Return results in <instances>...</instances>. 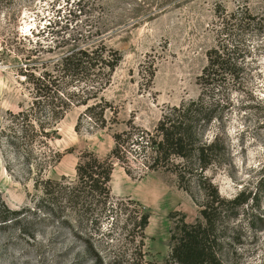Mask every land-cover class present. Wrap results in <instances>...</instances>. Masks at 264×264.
Masks as SVG:
<instances>
[{
	"label": "rangeland",
	"instance_id": "374dc122",
	"mask_svg": "<svg viewBox=\"0 0 264 264\" xmlns=\"http://www.w3.org/2000/svg\"><path fill=\"white\" fill-rule=\"evenodd\" d=\"M237 10L256 16L243 31L253 78L208 131V140L221 132L225 150L205 174L221 197L243 191L247 198L236 216L219 221L217 258L264 264V0H0V126L7 111L29 104V78L69 49L103 43L122 55L98 94L110 105L105 127L86 116L78 122L84 106L73 105L55 124L48 148L34 149L30 161L0 148V201L23 211L18 222L0 223V264H176L169 257L171 235L182 217L194 222L199 216L200 197L195 187V199L180 188L173 172L129 176L113 167L111 194L138 201L149 214L142 246L138 233H127L124 214L93 215L94 221L78 216L63 198L44 195L45 180L75 183L81 155L105 157L127 120L152 130L166 107L196 98L221 16Z\"/></svg>",
	"mask_w": 264,
	"mask_h": 264
},
{
	"label": "trees",
	"instance_id": "16d2710c",
	"mask_svg": "<svg viewBox=\"0 0 264 264\" xmlns=\"http://www.w3.org/2000/svg\"><path fill=\"white\" fill-rule=\"evenodd\" d=\"M255 18L247 10L224 12L215 42L206 50L205 65L197 76V97L166 107L152 130L127 120L125 129L113 133V147L105 157L83 153L75 166V183L47 179L44 195L50 199L63 198L71 205L72 213L91 220L93 215L109 219L124 214L125 229L129 225L127 233L131 236L138 233L142 246L149 214L138 201L111 194L113 167L118 164L129 176L169 170L192 199L195 197L191 187L196 188L200 197L195 221L186 222L182 217L174 227L170 259L176 264H224L213 248L214 233L221 218L236 216L247 198L243 191L231 199L221 197L205 174L213 163L220 162L225 150L221 132L210 140L207 133L214 123L220 125L231 110L233 93L246 90L247 79L253 78L251 44L243 37V31ZM121 58L117 49L103 43L74 47L59 57L51 69L29 78L32 89L29 104L20 105L15 112L7 111L0 126L3 154L11 150L21 154L24 161H30L34 149L48 148L55 124L73 105L84 106L78 122L86 116L96 127H105L104 114L110 105L98 94L109 84ZM149 76H153V71ZM21 214L22 209H9L0 201L2 225L18 222Z\"/></svg>",
	"mask_w": 264,
	"mask_h": 264
}]
</instances>
